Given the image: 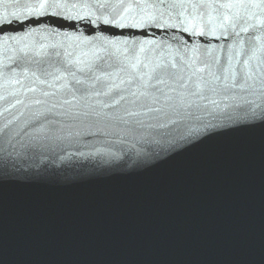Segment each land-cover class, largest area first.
Returning <instances> with one entry per match:
<instances>
[{
	"label": "water",
	"instance_id": "obj_1",
	"mask_svg": "<svg viewBox=\"0 0 264 264\" xmlns=\"http://www.w3.org/2000/svg\"><path fill=\"white\" fill-rule=\"evenodd\" d=\"M18 2L23 0H0V26L8 30L0 32V70L18 59L21 49L59 42L63 37L55 33L153 38L162 44L178 39L154 29H145L148 37L136 29L101 32L113 17L110 9L92 5L127 7L131 0H63L78 6L67 12L69 19L58 25L57 18L45 16L39 18L45 24L28 23L24 29L11 16L12 24L3 23ZM146 2L156 5L150 8L154 13L165 15L170 4L183 0ZM260 20L264 17L251 22ZM223 43L212 41L218 51ZM8 88L0 76V94ZM4 122L0 117V128ZM13 127L0 131L5 159L0 264H264V117L226 124L174 154L131 169L123 163L106 167L91 159L61 160L54 149H38L23 162L9 159L27 130L12 137Z\"/></svg>",
	"mask_w": 264,
	"mask_h": 264
},
{
	"label": "snow or ice",
	"instance_id": "obj_2",
	"mask_svg": "<svg viewBox=\"0 0 264 264\" xmlns=\"http://www.w3.org/2000/svg\"><path fill=\"white\" fill-rule=\"evenodd\" d=\"M77 7L63 0H23L3 23L12 24L11 16L24 29L51 16L60 25ZM92 7L110 9L113 17L101 32L136 29L148 37L145 29H154L178 39L162 44L153 38L55 33L63 37L59 42L21 49L20 57L0 70L9 85L0 94L5 121L0 131L14 125L15 137L27 129L9 159L23 162L38 149H54L61 160L138 168L226 124L264 117V20L251 22L264 17V0H183L170 4L165 15L154 13L156 5L146 0ZM214 40L225 41L219 51ZM4 162L0 155V171Z\"/></svg>",
	"mask_w": 264,
	"mask_h": 264
}]
</instances>
